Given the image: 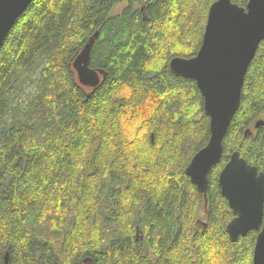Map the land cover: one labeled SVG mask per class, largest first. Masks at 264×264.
I'll return each mask as SVG.
<instances>
[{"label":"trees","instance_id":"trees-1","mask_svg":"<svg viewBox=\"0 0 264 264\" xmlns=\"http://www.w3.org/2000/svg\"><path fill=\"white\" fill-rule=\"evenodd\" d=\"M214 1L32 0L0 47V264H253L259 231L230 239L219 174L234 151L264 171V40L206 193L186 168L210 118L169 66Z\"/></svg>","mask_w":264,"mask_h":264},{"label":"water","instance_id":"water-1","mask_svg":"<svg viewBox=\"0 0 264 264\" xmlns=\"http://www.w3.org/2000/svg\"><path fill=\"white\" fill-rule=\"evenodd\" d=\"M32 0H0V47ZM210 20V22H209ZM209 22V23H208ZM74 60L82 83L96 85L99 73L90 67L95 38ZM264 40V0H249L246 6L232 0H215L209 7L201 47L192 57H173V73L196 81L210 118V139L192 158L186 174L206 193L209 173L221 161L224 138L240 108L242 89L250 63ZM264 126V119L255 127ZM221 193L229 200L235 217L228 223L232 241L258 230L253 264H264V171L234 151L219 174ZM139 231L137 232V235ZM3 264H10L6 252ZM83 264H92L88 258Z\"/></svg>","mask_w":264,"mask_h":264},{"label":"bare ground","instance_id":"bare-ground-1","mask_svg":"<svg viewBox=\"0 0 264 264\" xmlns=\"http://www.w3.org/2000/svg\"><path fill=\"white\" fill-rule=\"evenodd\" d=\"M22 13H23V12H22ZM22 13H21V14H22ZM21 14H20V15H21ZM91 40H92V39H91ZM94 42H95V41H94ZM176 57H181V55H178V56H176ZM183 57H184V56H183ZM172 59H173V58H172ZM172 59H171V60H172ZM171 60H170V61H171ZM78 76H79V75H78ZM79 80H80V79H79ZM259 120H260V119H259ZM257 121H258V120H257ZM257 121H256V122H257ZM226 135H227V134H226ZM226 135H225V137H226ZM224 140H225V138H224ZM223 144H224V142H223ZM218 163H220V161H219ZM218 163L214 164V165L212 166L211 170H212L213 167L216 166ZM260 171H261V170H260ZM210 172H211V171H210ZM227 200H228V199H227ZM228 203H229V200H228ZM229 205H230V203H229ZM230 207H231V205H230ZM231 208H232V207H231ZM232 210H233V208H232ZM233 212H234V211H233ZM240 237H241V236H240ZM240 237H239V238H240ZM7 252H8V251H7ZM9 253H10V252H9ZM5 255H6V254H5ZM4 260H5V256H4Z\"/></svg>","mask_w":264,"mask_h":264},{"label":"rangeland","instance_id":"rangeland-1","mask_svg":"<svg viewBox=\"0 0 264 264\" xmlns=\"http://www.w3.org/2000/svg\"><path fill=\"white\" fill-rule=\"evenodd\" d=\"M137 2H140V1H137ZM144 3H147L146 1H143ZM121 6H119V8H120ZM118 10V9H117Z\"/></svg>","mask_w":264,"mask_h":264},{"label":"snow or ice","instance_id":"snow-or-ice-1","mask_svg":"<svg viewBox=\"0 0 264 264\" xmlns=\"http://www.w3.org/2000/svg\"><path fill=\"white\" fill-rule=\"evenodd\" d=\"M209 22H210V20H209ZM209 22H208V23H209Z\"/></svg>","mask_w":264,"mask_h":264}]
</instances>
